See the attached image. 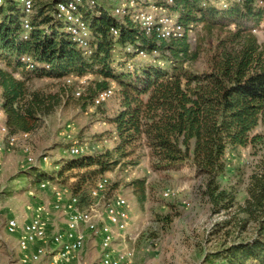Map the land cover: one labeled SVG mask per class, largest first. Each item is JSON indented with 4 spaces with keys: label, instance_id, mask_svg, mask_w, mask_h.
Segmentation results:
<instances>
[{
    "label": "trees",
    "instance_id": "obj_1",
    "mask_svg": "<svg viewBox=\"0 0 264 264\" xmlns=\"http://www.w3.org/2000/svg\"><path fill=\"white\" fill-rule=\"evenodd\" d=\"M58 1L33 0L32 11L25 14L20 0H0V61L5 63L0 67V106L6 124L13 134L34 131L53 108L55 96L30 89L26 70L59 78L94 73L101 79L78 97L85 105L92 104L112 81L118 85L119 108L107 118L118 142L61 161L54 174L32 168L33 183L61 180L76 169L67 176L74 177L70 190L78 207L84 208L91 202L89 191L95 180L143 145L153 170L177 169L191 162L196 175L205 177L201 195L212 213L235 209L236 215H242L236 222L239 230L252 224L250 237L213 251L210 261L264 264V152L249 176L241 204L231 189L218 182L226 168V149L254 143L259 135L253 131L264 122V40L254 32L260 31L264 38V0H227L226 6L218 0H175L170 11L179 15L184 32L168 39L145 33L129 14L114 15L116 0H103L82 10L90 28L89 51L72 39L69 21L56 15ZM198 25L209 34L216 30L213 46L205 49L202 69L192 67L204 51L200 38L195 45L190 38ZM112 26L119 28L118 35L111 32ZM135 48L144 49L146 55L140 56ZM24 55L31 58L32 68L21 60ZM135 58L147 61L139 63ZM129 184L143 203L146 178Z\"/></svg>",
    "mask_w": 264,
    "mask_h": 264
},
{
    "label": "rangeland",
    "instance_id": "obj_2",
    "mask_svg": "<svg viewBox=\"0 0 264 264\" xmlns=\"http://www.w3.org/2000/svg\"><path fill=\"white\" fill-rule=\"evenodd\" d=\"M175 14V21L178 18ZM264 40L260 31H254ZM216 30L206 33L201 25L190 32L193 45L202 41L201 57L193 63L194 69L206 66L205 49L213 46ZM209 50V49H208ZM120 56L117 55L118 59ZM139 63L146 58H135ZM0 67L5 63L0 61ZM30 89H39L55 96L53 108L42 116L40 125L31 131L28 144L35 162L29 164L20 146H9L0 133V264H20L22 251L17 245V234L9 233L6 222L10 217H18L20 222L30 218L29 208L38 204L48 205L52 199L49 188L41 189L33 183L32 168L46 173H55L61 168L57 164L67 161L73 155L68 147L82 146L83 153L100 152L112 148L117 142L114 125L108 122L119 108V87L114 83L113 95L100 106L84 104L83 99L74 94L84 92L88 85L100 80L99 74L89 73L84 84L73 80L67 83L63 77L39 76L26 70ZM18 77L21 74H17ZM1 121V118H0ZM253 134L259 135L254 143L246 146L228 147L225 152L226 168L218 177L224 188L231 189L237 203L247 196L246 186L253 168L264 152V122ZM137 160L136 164L131 161ZM76 169L67 171L61 180H54L59 190L69 194L74 177L67 176ZM109 185L101 203L104 204L115 194L124 195L130 205V221L122 236L116 240L118 247L124 243L135 250L136 264H217L210 261L211 253L229 242L245 239L252 235V224L246 231L237 228L238 216L235 209L229 212L212 213L210 204L201 195L205 177L197 176L191 162L177 169L156 171L150 167L148 150L143 145L136 146L133 153L123 156L111 170L105 172ZM146 178V199L139 203L129 182L135 178ZM174 190L172 196H164L167 189ZM68 190V191H66ZM56 222L51 228L55 232L65 223L62 211H56ZM230 220L227 224L226 221ZM46 249L53 253L52 245ZM46 254L40 261L29 264H47ZM81 264H96L100 257L98 239L86 233L84 247L79 251ZM100 264V263H98Z\"/></svg>",
    "mask_w": 264,
    "mask_h": 264
},
{
    "label": "built area",
    "instance_id": "obj_3",
    "mask_svg": "<svg viewBox=\"0 0 264 264\" xmlns=\"http://www.w3.org/2000/svg\"><path fill=\"white\" fill-rule=\"evenodd\" d=\"M103 0H59L55 4L56 15L66 18L69 23L67 31L78 46L90 50L88 37L90 28L84 19L82 10L91 9L102 3ZM222 6L227 5V0H218ZM25 14L33 9V0H20ZM262 2V1H261ZM175 0H116L113 14L123 16L129 14L136 21L145 33H156L162 38H173L182 36L184 30L178 18L175 21V13L170 11V7ZM24 28L30 27L27 18L23 20ZM256 31V30H254ZM111 32L118 35L119 28L111 27ZM127 50H132L128 46ZM140 56H145V50L135 48ZM27 63L28 68H32L34 63L27 55L21 57ZM89 73L82 76L69 74L63 78L69 84L77 80L79 85L86 83ZM114 81L110 86L100 90L93 98L92 105H99L107 101L114 93ZM82 91L74 92L79 96ZM1 93V86H0ZM1 104V97H0ZM0 133L9 146H20L29 164L35 162L32 155L28 139L31 132L10 133L6 124V113L0 106ZM83 147L73 144L68 147V151L73 155H81ZM109 185V177L106 174L100 175L91 187L89 194L91 202L84 208L78 207V199L70 191L59 190L53 181L43 180L37 183L41 189L49 188L53 194V200L48 205L38 204L29 208L30 218L20 222L18 217H10L6 222V229L9 233L17 234V245L22 251L20 264L37 262L48 254L47 264H81L79 251L84 247L86 233L93 235L99 242L100 257L96 264H136L135 250L124 243L118 247L116 240L122 236L130 221V205L128 199L121 194H115L104 204L101 199ZM68 191V190H66ZM164 196H172L174 190L167 188L163 192ZM50 208L55 211H62L65 217L64 225L48 234L50 226ZM46 244L52 245L55 250L50 253L46 249Z\"/></svg>",
    "mask_w": 264,
    "mask_h": 264
},
{
    "label": "crops",
    "instance_id": "obj_4",
    "mask_svg": "<svg viewBox=\"0 0 264 264\" xmlns=\"http://www.w3.org/2000/svg\"><path fill=\"white\" fill-rule=\"evenodd\" d=\"M59 166V165H58ZM36 185H37V183H36ZM53 194H52V199H51V201L53 200ZM51 201H49L48 203H51ZM55 210L53 209V208H50V214H49V218H50V226H49V228H48V234H52L53 233V229L51 228V224H52V222L54 223H56V225H58L59 223H61L62 221L60 220V222L58 223V222H56L57 221V217H56V215H55Z\"/></svg>",
    "mask_w": 264,
    "mask_h": 264
}]
</instances>
